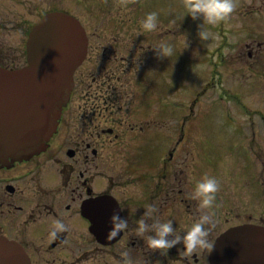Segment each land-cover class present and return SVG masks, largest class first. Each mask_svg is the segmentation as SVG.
<instances>
[{"label":"flooded vegetation","instance_id":"flooded-vegetation-1","mask_svg":"<svg viewBox=\"0 0 264 264\" xmlns=\"http://www.w3.org/2000/svg\"><path fill=\"white\" fill-rule=\"evenodd\" d=\"M112 22L114 31L122 28L123 23ZM104 36L96 34L94 38L98 41ZM108 37L114 41L113 50L100 49L98 44L91 48L88 43L86 58L74 73L68 103L44 151L0 167V237L21 246L31 264H123L121 254L125 251L132 264H210L213 219L228 222L229 213L225 216L224 210L231 200L215 199L212 209L202 210L190 193L203 176L213 177L214 170L225 166V156L230 154L234 164L240 161L239 182L253 184L259 189L257 197H264L250 159L245 157L256 154L246 145L254 142L256 133L252 130L248 134L251 139L246 140L242 127L233 132L235 137L222 131L219 144L213 132L198 130V137L186 136L194 132L160 129L153 117L145 119L149 121L146 125L131 126L133 116L143 113L145 117L148 112H143L142 103H135L136 98L116 97L129 85L141 89L147 81L140 55L144 45L136 44L138 35L132 33ZM252 50L248 56L255 60L256 53L264 49ZM154 106L153 116L158 108L165 109L159 98H151L147 104L149 110ZM177 108L175 114L180 117ZM124 126L118 133L117 128ZM257 197H252L255 210L259 207ZM150 205L157 209L153 218L171 220L176 234L190 227L185 230L180 224L181 215H187L192 224L211 213L212 221L205 225L211 247L198 248L192 254L184 252L182 245L166 254L149 249L146 237H138L134 229ZM84 206L92 210V223L85 218ZM116 211L128 220L129 228L113 237L110 217ZM54 220L68 226L56 239L49 235ZM236 225L240 223L226 226L220 233ZM257 225L264 226V217L259 216Z\"/></svg>","mask_w":264,"mask_h":264},{"label":"rangeland","instance_id":"rangeland-1","mask_svg":"<svg viewBox=\"0 0 264 264\" xmlns=\"http://www.w3.org/2000/svg\"><path fill=\"white\" fill-rule=\"evenodd\" d=\"M49 10H63L75 16L85 27L91 48L98 44L100 49H111L114 41L110 42V34L140 35L135 43L144 45L140 55L143 58V72L146 73L147 81L141 89L129 85L116 97L136 98L135 103H142L143 112H148L145 117L143 113L139 117L137 114L133 116L131 126L153 117L158 121L160 129H190L194 132L187 133L186 136L198 137V130H205L210 134L223 128L228 132H237L236 124H224L223 119L229 112L237 119L239 125L243 123L241 126L246 140L251 139L248 134L254 130V142L246 145L252 147L256 154H245V157L250 159L253 168L251 171L260 184H257L260 193L264 196V125L262 127L261 119L256 114L249 111L250 115H246L236 104L224 102L223 107L230 109L225 113L220 102V92H238L241 96L244 93L249 106L260 107L259 109L264 111V50L256 53L255 60L250 59L245 45L249 44L255 49L256 43L264 42V0H238L236 11L226 21L214 27L206 26L212 33L208 40L198 39L197 26L201 21H193L186 16L181 0H129L127 7L120 6L118 0H0L2 65L20 67L24 64V46L28 30ZM151 12L157 13L158 26L153 32H145L140 27V21ZM113 20L123 23L119 31L113 30ZM96 34L105 36L96 41ZM154 35L158 37L154 39ZM162 43L170 44L173 48L172 55L164 59L158 58L153 50ZM113 49L114 46L111 50ZM210 51L213 52V58L208 64ZM215 67L220 70V79L216 77L211 80L217 82V85L214 83L206 90L208 87L204 89V86L209 83L211 71L216 70ZM149 97L161 99L165 103V109L158 108L157 114L153 116L156 106L148 109ZM177 106L180 117L175 114L178 113ZM262 115L264 116V113ZM124 129L125 126L117 128V131L121 133ZM58 138L60 140L61 136ZM225 159V166L214 170L213 177L219 182L216 200L223 199L221 197L231 200L224 210L225 216L229 213L226 217L229 220L222 223V218L213 219L214 239L226 226L234 223L257 225L259 216L264 217V197H257L259 189L253 184L239 182L240 161L234 164L230 154L226 155ZM252 197L259 200L256 210ZM239 204H242L241 208ZM237 213L243 218H234ZM244 213L253 215L245 217ZM190 220L185 214L180 216V224L184 225L185 230L191 226Z\"/></svg>","mask_w":264,"mask_h":264},{"label":"water","instance_id":"water-1","mask_svg":"<svg viewBox=\"0 0 264 264\" xmlns=\"http://www.w3.org/2000/svg\"><path fill=\"white\" fill-rule=\"evenodd\" d=\"M82 26L62 11L45 13L28 33L27 64L0 67V166L44 149L86 55ZM0 264H30L21 247L0 238ZM212 264H264V230L243 225L221 234Z\"/></svg>","mask_w":264,"mask_h":264},{"label":"clouds","instance_id":"clouds-1","mask_svg":"<svg viewBox=\"0 0 264 264\" xmlns=\"http://www.w3.org/2000/svg\"><path fill=\"white\" fill-rule=\"evenodd\" d=\"M119 5L127 7L129 0H118ZM186 16L193 21L200 20L198 24L197 37L200 40H208L212 33L206 26H217L226 21L237 9L238 0H181ZM158 26L157 13H148L141 21L140 27L145 32H153ZM187 44L185 42V48ZM158 58L164 59L172 55L173 48L170 44L162 43L153 49ZM219 191V182L216 178L205 175L195 183L190 193V198L197 201L200 209H212ZM157 209L148 206L143 215L136 221L134 229L138 237H146V245L154 251L163 250L165 254L177 245H182V250L187 254L194 253L198 248L211 247L207 241L208 232L205 225L212 221V214L206 213L194 221L183 234H176L171 220L162 221L153 218ZM153 218L152 223L148 219ZM110 234L116 237L121 232L128 230L129 222L119 215V211L110 217ZM68 230V226L62 220H54L49 233L52 239L58 238L59 234ZM123 264H132L127 251L123 252Z\"/></svg>","mask_w":264,"mask_h":264}]
</instances>
